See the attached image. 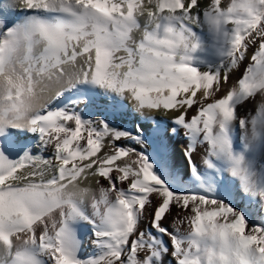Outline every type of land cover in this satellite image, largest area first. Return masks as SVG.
I'll return each mask as SVG.
<instances>
[{"label": "snow or ice", "instance_id": "6c2138e0", "mask_svg": "<svg viewBox=\"0 0 264 264\" xmlns=\"http://www.w3.org/2000/svg\"><path fill=\"white\" fill-rule=\"evenodd\" d=\"M0 264H264V0H0Z\"/></svg>", "mask_w": 264, "mask_h": 264}, {"label": "bare ground", "instance_id": "6f19581e", "mask_svg": "<svg viewBox=\"0 0 264 264\" xmlns=\"http://www.w3.org/2000/svg\"><path fill=\"white\" fill-rule=\"evenodd\" d=\"M197 38L200 42V47L193 53L194 63L198 67H211L215 64H218L219 60L221 59V56H220V51H219V45L217 44L215 40L214 33L207 26H205L202 32L200 30H197ZM239 75H240V72H237L236 75L233 77V79H235ZM255 107H256L255 104H249L247 108L245 109V111L252 110L254 114ZM191 114L192 113H190V115ZM173 115H175V113H173ZM136 118L139 119L138 116L135 117V119ZM123 121L127 126L131 127L133 119H131L130 117H123ZM182 143L183 141H178L176 143L177 155L181 160H182V156L179 155V147H180V144ZM201 152H202V149H198V151L194 153V159L196 160L198 164L200 163ZM93 254H94L93 248L91 247V245H88L84 249V255L88 256V255H93ZM167 259L168 258L166 257V261Z\"/></svg>", "mask_w": 264, "mask_h": 264}, {"label": "rangeland", "instance_id": "374dc122", "mask_svg": "<svg viewBox=\"0 0 264 264\" xmlns=\"http://www.w3.org/2000/svg\"><path fill=\"white\" fill-rule=\"evenodd\" d=\"M206 52V51H205ZM124 117H130L131 119H133V117L130 114H125ZM137 119V118H136Z\"/></svg>", "mask_w": 264, "mask_h": 264}]
</instances>
